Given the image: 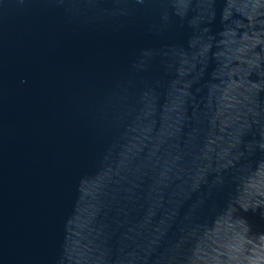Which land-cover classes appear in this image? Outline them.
<instances>
[{"label":"water","instance_id":"1","mask_svg":"<svg viewBox=\"0 0 264 264\" xmlns=\"http://www.w3.org/2000/svg\"><path fill=\"white\" fill-rule=\"evenodd\" d=\"M0 264H264V0H0Z\"/></svg>","mask_w":264,"mask_h":264}]
</instances>
